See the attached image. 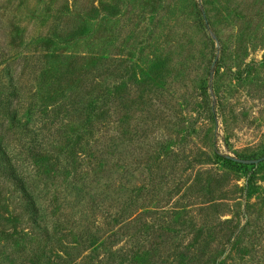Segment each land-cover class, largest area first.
<instances>
[{
	"label": "rangeland",
	"instance_id": "374dc122",
	"mask_svg": "<svg viewBox=\"0 0 264 264\" xmlns=\"http://www.w3.org/2000/svg\"><path fill=\"white\" fill-rule=\"evenodd\" d=\"M11 74L23 123L43 126L35 159L6 117ZM102 79L125 156L104 170L98 126L92 137L80 110L67 114L70 94ZM1 124L52 240L0 185V258L5 247L20 264H119L135 248L139 264L187 252L184 264H264V0H0ZM85 179L98 207L82 212Z\"/></svg>",
	"mask_w": 264,
	"mask_h": 264
},
{
	"label": "trees",
	"instance_id": "16d2710c",
	"mask_svg": "<svg viewBox=\"0 0 264 264\" xmlns=\"http://www.w3.org/2000/svg\"><path fill=\"white\" fill-rule=\"evenodd\" d=\"M101 77H106V74L101 75ZM108 77V76H107ZM101 83H94V82H87L84 84L83 88L79 92L72 93L68 97L70 101L68 102V115L72 113V111L80 110L82 115L86 119L85 128L87 130V133L91 135L92 137H95L94 133V124L98 126L97 133H101L100 136L97 138L96 148H98L99 152L96 160V167L105 169L111 161H113L114 157L116 158L118 163H124L125 156L119 155L118 157L114 154L116 153V146L114 145V136H111L109 133L110 131L107 128V119L109 118L110 113V106L113 101L112 91L110 90V85H108V82L106 80H100ZM10 87L12 94L10 93V96L8 97V100L6 101L7 107L5 109L6 111V117L10 120L11 125L14 127V129L17 130V132L14 130V134L16 137H20V140H27L28 143L31 145L29 148H27L28 154L30 159H35L37 156H40L41 154H38L39 152H42L43 150H46L44 143L40 141L39 134L36 132L38 130H43V126L37 130L33 129L35 126H32L30 123L24 124L23 117H21V109L25 105L24 100L26 99L25 89L23 86V82L19 79V77L16 74H11L10 78ZM81 94V97L83 96L84 101H82L83 105L80 108H76V106L80 105L81 103L79 96ZM90 97L87 101V98ZM87 102V103H86ZM86 103V104H84ZM93 114H96V120L93 118ZM109 125V124H108ZM5 125L1 124L0 129L4 128ZM33 127V128H31ZM106 128V129H105ZM46 129V126H45ZM103 129H105L103 131ZM6 130V129H3ZM2 130V131H3ZM51 136V135H50ZM50 136H48L50 138ZM45 137V136H44ZM48 139V138H47ZM8 139H0V185L5 188H11L13 189V192H15L18 196L19 202L24 206L25 212L27 216L29 217V220L31 223V233L36 234L37 236H40L42 238H45L47 241H51V233L49 230V227L47 224H45L44 219V212L45 209H43L42 206L38 204L37 200V190L35 185L29 180V176L25 174L23 171L22 165L17 160V158L13 154V147L12 144L8 142ZM48 142V141H47ZM73 142L69 141L67 142L68 148H73ZM77 145L79 143H76ZM26 146V144H25ZM99 146L101 148H99ZM95 148V150H96ZM91 153L93 152L92 149L90 150ZM90 153V152H89ZM90 153V155H91ZM93 157V156H92ZM28 158V157H27ZM29 159V158H28ZM230 164H236L239 166V163L234 162L231 159L226 160ZM55 165V164H54ZM242 166V165H241ZM96 175V173H94ZM76 180H82L83 178L80 177V175H76ZM98 179V178H97ZM79 180V181H80ZM115 179H111L112 183H115ZM73 186L75 185V182L72 183ZM85 188L80 189V192H85L84 196H82L77 202L78 205H82V212L85 210H88L90 208L92 211L94 208L98 207L96 206V200L91 195L92 189L89 187V182L87 179L84 180ZM106 186H109L108 183H104ZM78 183H76V186ZM118 209V216H127L131 215L132 212H130V206H124L122 203L118 202L117 205ZM130 221L132 223L136 222ZM131 223V224H132ZM9 234V233H7ZM4 235V234H3ZM5 241H7L9 244L14 243L13 241H10L8 238H12V236L4 235ZM158 239V238H157ZM159 241V240H158ZM7 243L6 248L10 249L9 244ZM162 242H153L151 243V247L157 245L154 247V249H158L159 246H161ZM18 245V244H16ZM2 263L5 264H20V258L17 257V254L13 253V251L8 252L5 247H3V250L1 252ZM141 256V250H131L128 254H123L120 257V263L119 264H139V258ZM153 256V255H151ZM190 252L181 254V264H184L187 259H189ZM36 258V256H34ZM112 261H115L114 259Z\"/></svg>",
	"mask_w": 264,
	"mask_h": 264
}]
</instances>
